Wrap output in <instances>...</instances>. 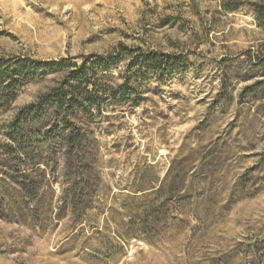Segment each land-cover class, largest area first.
<instances>
[{"label":"rangeland","instance_id":"1","mask_svg":"<svg viewBox=\"0 0 264 264\" xmlns=\"http://www.w3.org/2000/svg\"><path fill=\"white\" fill-rule=\"evenodd\" d=\"M259 1L0 0V71L37 69L0 110V157L18 110L82 57L118 52L112 85L138 55L178 67L138 83L139 105L107 110L82 220L59 206L69 186L57 172L25 219L0 218V264H264V76L249 54L264 55ZM10 165L3 207L24 202Z\"/></svg>","mask_w":264,"mask_h":264},{"label":"trees","instance_id":"2","mask_svg":"<svg viewBox=\"0 0 264 264\" xmlns=\"http://www.w3.org/2000/svg\"><path fill=\"white\" fill-rule=\"evenodd\" d=\"M259 2L255 4L254 20L257 27L264 30V1ZM250 52L254 67L261 68L264 76V55ZM138 57L126 65L123 82L119 85L104 81L113 78V71L121 64L118 52L82 57L78 66H67L70 70L47 92L18 110L5 130L7 152L5 157H0V165L9 167L11 162H16L12 168L14 176L10 179L24 202L0 206V218L25 219L23 207L39 204L44 195L39 193L42 188L52 192L51 186L57 181L58 172L64 182L62 185L69 186L61 187L59 206L63 210L71 208L76 213L74 217L82 220L81 212L86 209L85 203L90 195L88 188L94 178H98V142L95 137L102 131L101 123L108 120L107 110L112 106L139 105L138 83H147L159 72L172 73L178 69L168 61V56L149 54ZM16 63L18 69L15 73L8 68L0 71V110L8 107L16 96L15 92L31 80L30 71L37 70L29 69L33 65L26 60ZM131 80L136 84H130ZM118 112L123 113L122 110ZM77 184L84 187L76 188Z\"/></svg>","mask_w":264,"mask_h":264}]
</instances>
